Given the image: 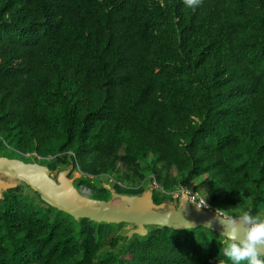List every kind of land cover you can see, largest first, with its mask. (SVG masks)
<instances>
[{
	"label": "trees",
	"instance_id": "1",
	"mask_svg": "<svg viewBox=\"0 0 264 264\" xmlns=\"http://www.w3.org/2000/svg\"><path fill=\"white\" fill-rule=\"evenodd\" d=\"M0 156L151 176L260 214L264 0H0ZM86 179L77 188L111 199ZM36 195L3 193L0 264H230L226 238L206 227L129 238L113 234L126 224L53 217Z\"/></svg>",
	"mask_w": 264,
	"mask_h": 264
},
{
	"label": "water",
	"instance_id": "2",
	"mask_svg": "<svg viewBox=\"0 0 264 264\" xmlns=\"http://www.w3.org/2000/svg\"><path fill=\"white\" fill-rule=\"evenodd\" d=\"M70 174V170H64L54 178L48 166L0 156V199L4 192L18 187L15 181H20L39 194L47 205L76 220L88 219L109 225H134L129 238L134 235L147 236L150 227L177 231L206 227L225 237L223 226L217 219V215H223L214 210H197L187 201L179 209H168L165 203H155L151 190L144 195H117L122 204L115 205L110 200L100 201L82 195L75 181L70 179Z\"/></svg>",
	"mask_w": 264,
	"mask_h": 264
},
{
	"label": "clouds",
	"instance_id": "3",
	"mask_svg": "<svg viewBox=\"0 0 264 264\" xmlns=\"http://www.w3.org/2000/svg\"><path fill=\"white\" fill-rule=\"evenodd\" d=\"M183 3L195 10L201 0H183ZM207 206L205 199L196 208ZM217 219L224 229L223 252L230 264H264V216L243 210L228 218L217 215Z\"/></svg>",
	"mask_w": 264,
	"mask_h": 264
},
{
	"label": "rangeland",
	"instance_id": "4",
	"mask_svg": "<svg viewBox=\"0 0 264 264\" xmlns=\"http://www.w3.org/2000/svg\"><path fill=\"white\" fill-rule=\"evenodd\" d=\"M13 157L14 158H11V159L22 160V159H20V157H16V156H13ZM25 157L26 158H24V160H22V161L27 162V163H36L37 162L35 160L36 158H33L32 156H25ZM43 165H45V164H43ZM64 170H70L71 171L70 179L75 181L76 187H77L78 181L82 180L83 178H87L86 180H89L90 184L96 185L99 187H103V188L110 190V192L112 194L110 201L115 205L122 204L121 199L117 196L120 194H118L115 190L116 185H120L121 188H123L124 190H126V189H134V190L143 189L144 193L142 195H144L147 191L150 190V188H152V185H150L152 182L151 176H149L143 182L119 180L117 174H112V175H108V176H100V177H96V178L95 177H88V176L85 177L84 174L80 173L79 170H73V168L70 166L67 168H61V169L57 170L56 172H53V177L57 178L59 176V174ZM3 180H6V179H3ZM15 183L18 184V187L22 188V193L24 195L29 196V197L34 198V199L37 198L36 193L29 186H27L26 184H24L23 182H20V181H15ZM199 184H200V182H198L197 185H199ZM80 191H81L82 195L92 197V191L90 189H88L87 186H81ZM178 191H176L175 194L178 195L179 199H180L182 193L178 192ZM192 192H196V194H199L204 200L206 199V203L209 204L210 206H212L214 211L216 210L215 207H213V205L210 202L211 194L209 193V189H204L201 191H192ZM172 197L168 198L166 200L165 204L167 205V207H169L168 209H179V207L182 206V204H183L182 202L184 200L180 199V201H179L180 203L175 204V202L173 201L174 197L173 198ZM216 212H218L219 214H221L227 218L231 217V216H235V215L240 213L237 209L233 208L232 206H223L219 210H216ZM51 214L53 217L58 216V212L55 209H51ZM260 215L264 216V210H262L260 212ZM134 228H135L134 225H129V224H126L125 226H123L121 228L115 227L113 229L114 230L113 234L128 236L130 231L133 230Z\"/></svg>",
	"mask_w": 264,
	"mask_h": 264
},
{
	"label": "built area",
	"instance_id": "5",
	"mask_svg": "<svg viewBox=\"0 0 264 264\" xmlns=\"http://www.w3.org/2000/svg\"><path fill=\"white\" fill-rule=\"evenodd\" d=\"M81 173V172H80ZM152 185V188H150L151 191H153V193L157 192L159 193V195L161 197H167V198H171L172 196L174 197V200L173 201L175 202V204H178L180 203V199H183L182 203L184 202H189L190 205L194 206L196 208V206L199 208L203 203H204V199L199 195V194H196V192H192V191H187V190H184V189H181L179 190L178 192H181V197L179 199V196L175 194L176 191H172V192H168V191H165L164 189H162L156 181H152L151 184ZM172 197V198H173ZM178 199V200H177ZM196 205V206H195ZM208 206L207 207H202L200 208L199 210H208V211H212L213 208L212 206H210L209 204H207ZM197 209V208H196ZM216 211V210H215Z\"/></svg>",
	"mask_w": 264,
	"mask_h": 264
}]
</instances>
